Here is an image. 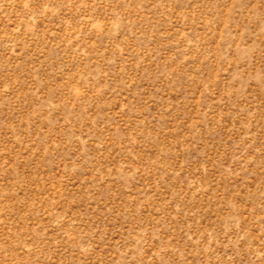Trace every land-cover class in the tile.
Instances as JSON below:
<instances>
[{"label": "rangeland", "instance_id": "374dc122", "mask_svg": "<svg viewBox=\"0 0 264 264\" xmlns=\"http://www.w3.org/2000/svg\"><path fill=\"white\" fill-rule=\"evenodd\" d=\"M0 264H264V0H0Z\"/></svg>", "mask_w": 264, "mask_h": 264}]
</instances>
